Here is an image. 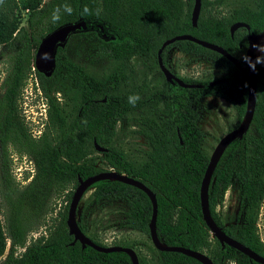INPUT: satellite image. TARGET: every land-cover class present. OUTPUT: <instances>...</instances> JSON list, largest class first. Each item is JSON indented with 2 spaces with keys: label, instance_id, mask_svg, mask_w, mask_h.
<instances>
[{
  "label": "trees",
  "instance_id": "1",
  "mask_svg": "<svg viewBox=\"0 0 264 264\" xmlns=\"http://www.w3.org/2000/svg\"><path fill=\"white\" fill-rule=\"evenodd\" d=\"M224 1L200 0L192 25L193 0H0V57L6 56L8 63L0 94V182L5 203L3 222L0 219V264H131L125 252L81 247L78 241L71 243L67 232V206L77 177L105 170L90 156L95 151L93 141L105 148L100 152L111 167L136 178L154 193L155 231L160 243L203 252L212 264H260L234 248L221 246L205 226L199 204V184L208 160L201 147L204 132L198 126L200 102L207 96L225 98L240 86L242 98L235 107V126L241 122L246 111L247 71L242 66L244 58H237L236 53L245 50L248 34L264 32V0H237L226 14H209L212 5ZM66 7L71 8L70 14ZM80 20L86 28L69 34L68 39L81 35L96 40L98 50L116 61V66L106 74L90 72L70 59L64 47L57 46L49 76L33 68L46 101V120L40 134L31 137L19 98L35 49L55 27ZM234 22L247 28L238 27L230 34L229 26ZM183 33L221 46L238 59L239 67L195 42L174 40L160 52L168 69L166 51L175 47L210 62L220 70V76L195 80L176 75L183 82L199 85L182 87L165 81L158 69L161 87L148 90L144 82L128 85L132 56L151 61L149 67L158 68L156 51L161 42ZM255 77L252 131L248 127L240 138L224 146L211 173L207 210L225 234L264 256L256 226L264 198V66L256 70ZM128 119L147 146L139 160L127 158L111 144L116 124ZM8 145L32 162L33 173L22 187L9 172ZM232 183L237 186L238 207L235 220L225 224L215 207ZM88 188L90 202L95 205L122 201L125 208L119 225L150 240L151 203L143 191L116 179L97 180ZM63 192V209L52 217L45 233L25 243L27 233L52 211L51 200ZM85 210L75 217L78 228L95 244L104 245L90 229ZM115 245L130 247L136 253L134 242ZM17 247L22 251L16 253ZM150 249L152 262L136 254L138 264H202L180 252Z\"/></svg>",
  "mask_w": 264,
  "mask_h": 264
},
{
  "label": "rangeland",
  "instance_id": "2",
  "mask_svg": "<svg viewBox=\"0 0 264 264\" xmlns=\"http://www.w3.org/2000/svg\"><path fill=\"white\" fill-rule=\"evenodd\" d=\"M235 2H237V0H225L220 5H212L209 14L220 17L226 14ZM22 24H24V21H22ZM260 46H264V39H260L255 43L254 64L256 70L264 66V50H262ZM64 51L70 59L82 64L86 70L96 74H106L116 66V61L106 57L98 50L97 41L87 38L86 36L76 35L69 38L64 45ZM244 53V50L237 52L236 57L244 58ZM257 57L261 58L260 62H257ZM166 60L170 71L181 77L206 80L220 76V70L210 62L199 57L183 54L175 47H171L166 51ZM151 63V61H145L138 56H132L128 62V66L130 67L129 76L131 77L127 81L128 85L144 82L148 90L161 87L162 78L158 73V68L154 66L149 67ZM7 70V57L1 56L0 94L3 91V80ZM125 73H128V71L125 70ZM55 95L58 96V93ZM241 98L242 90L240 86H236L226 93L225 98L217 96L202 98L200 102L201 119L198 122V126L204 132L201 147L207 155L211 153L218 139L235 127V107L239 104ZM19 107L21 114L22 110L25 112V116L24 114L22 116L23 122L31 137H33V134L37 135L38 131L43 129L45 122L43 114L46 109V101L45 98L36 91V85L34 84L31 70L21 89ZM135 130L136 126L130 119L117 123L114 128L111 144L127 158L139 160L144 150L147 149V146L144 139L138 135ZM249 131H252L251 125L249 126ZM90 156L94 160L96 166L117 170L111 167L110 164L102 158L101 152L95 150ZM7 159L8 169L14 182L19 187H22L29 181L33 173L31 160L26 154L14 150L10 145L7 147ZM90 192L91 189L86 188L81 194L75 207V217L77 218L80 210L86 207V219L90 225V229L92 232L96 233L97 238L104 245H115L119 242H134L136 245V254L145 258L148 263H151L152 252L150 246L152 245L146 235L119 225L122 212L125 208L124 203L119 200H114L101 202L95 205L90 202ZM65 202L64 192L51 200L52 211L46 212L40 224L27 233L25 243L33 240L39 234L45 233L46 226L51 222L56 212L63 209ZM4 204L3 186L0 182V219L2 222L5 209ZM237 207V186L236 183H232L225 191L223 200L216 205L215 210L222 221L227 224L235 220ZM256 226L259 238L264 244V198L260 205ZM6 244L8 246V241ZM22 249L23 248L17 247L16 253L21 252ZM223 264H233V262L224 261Z\"/></svg>",
  "mask_w": 264,
  "mask_h": 264
},
{
  "label": "water",
  "instance_id": "3",
  "mask_svg": "<svg viewBox=\"0 0 264 264\" xmlns=\"http://www.w3.org/2000/svg\"><path fill=\"white\" fill-rule=\"evenodd\" d=\"M200 9V0H193V4L190 10V20L192 25H195L197 20L198 14ZM238 27H245L247 25L242 22H234L229 26V32H232ZM86 28V24L83 20L76 21V22H67L60 24L59 26L55 27L51 31H49L45 36L41 38L39 41L33 58L34 67L42 72L45 76H49L54 68V54L55 49L57 46L64 47L69 34L83 30ZM264 37V32H259L255 34H248L246 37L247 44L244 53V62L242 66L246 67L247 71V91H246V111L243 119L241 122L235 126L233 129L226 132L223 136H221L216 144L214 145L211 153L208 155V160L202 174L200 184H199V204H200V211L202 220L207 227L208 231L210 232L211 236L215 237L221 246L227 245L231 248L236 249L237 251L244 254L250 260L258 262L260 264H264V256L254 252L247 246L241 244L240 242L236 241L235 239L231 238L227 234L223 232L221 228H219L214 221L211 219L209 212L207 210V190L208 185L210 182V177L212 170L224 148V146L229 142L231 139L238 137L240 138L248 129L255 105V88H256V68L254 64V51H255V43ZM190 40L195 42L205 48L213 50L229 61H231L236 67H239V61L234 56L230 55L225 49L221 46L198 39L190 34L183 33L177 34L170 38L163 40L156 51V62L159 71L161 72L165 81L169 83H177L179 86L182 87H192V86H199L196 84L186 83L183 82L178 76L173 74L162 62L160 52L162 49L169 43L173 42L174 40ZM251 65H254L252 67ZM211 83V82H210ZM93 146L96 151H104L105 148L99 146L93 141ZM101 179H116L122 181L126 184H129L135 188L140 189L143 191L146 196L149 198L151 203V217L148 223V235L150 238V242L152 246L158 250H168V251H175L180 252L182 254H186L189 256L194 257L195 259L199 260L202 264H212L211 259L203 252L192 250L183 246H166L159 242L156 231H155V215H156V200L154 193L145 186L142 182L137 180L132 176H128L125 173L119 172L113 169H105L98 171L94 174H91L83 179L77 177V185L74 187L72 194L70 196V200L67 206L65 224L67 227V232L72 236V241H78L81 247L85 245L90 246L96 251L99 252H111V251H122L125 252L131 261V264H138V259L135 251L127 246L121 245H97L92 242L85 234H83L76 224L75 219V207L76 204L83 193V191L88 188V186L97 180Z\"/></svg>",
  "mask_w": 264,
  "mask_h": 264
},
{
  "label": "built area",
  "instance_id": "4",
  "mask_svg": "<svg viewBox=\"0 0 264 264\" xmlns=\"http://www.w3.org/2000/svg\"><path fill=\"white\" fill-rule=\"evenodd\" d=\"M33 68H34V65H33V63H31L30 64V70L32 71V74H33ZM33 79H34V84L36 85V91L39 93V94H41L42 95V93H41V91H40V89H39V87H38V85H37V82H36V80H35V78H34V75H33ZM43 96V95H42ZM44 97V96H43ZM41 105V104H40ZM23 114H24V116H25V112H24V110H22V116H23ZM41 114V113H40ZM43 117H44V119L46 120V109H45V111H44V114H43ZM45 123V122H44ZM40 132L41 131H38V134L37 135H35V134H33V137H37L39 134H40Z\"/></svg>",
  "mask_w": 264,
  "mask_h": 264
},
{
  "label": "clouds",
  "instance_id": "5",
  "mask_svg": "<svg viewBox=\"0 0 264 264\" xmlns=\"http://www.w3.org/2000/svg\"><path fill=\"white\" fill-rule=\"evenodd\" d=\"M65 11H67V12L70 14L72 10H71V8L66 7V8H65ZM84 11L87 12L88 9L85 8ZM55 18L58 19V17H55ZM260 47H261L262 50H264V46H260ZM260 60H261V58H260V57H257V62H260ZM251 66L254 67V65H251ZM137 98H138V97H137Z\"/></svg>",
  "mask_w": 264,
  "mask_h": 264
},
{
  "label": "flooded vegetation",
  "instance_id": "6",
  "mask_svg": "<svg viewBox=\"0 0 264 264\" xmlns=\"http://www.w3.org/2000/svg\"><path fill=\"white\" fill-rule=\"evenodd\" d=\"M103 37L105 36L104 33L101 34ZM68 40V39H67ZM67 42V41H66ZM245 51V50H244Z\"/></svg>",
  "mask_w": 264,
  "mask_h": 264
},
{
  "label": "bare ground",
  "instance_id": "7",
  "mask_svg": "<svg viewBox=\"0 0 264 264\" xmlns=\"http://www.w3.org/2000/svg\"><path fill=\"white\" fill-rule=\"evenodd\" d=\"M262 39H264V37H263V38H261V40H262Z\"/></svg>",
  "mask_w": 264,
  "mask_h": 264
}]
</instances>
